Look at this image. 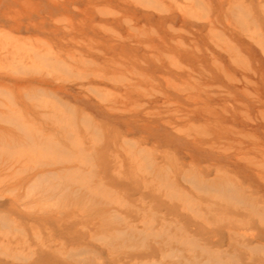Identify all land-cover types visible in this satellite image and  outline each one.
<instances>
[{
	"label": "rangeland",
	"instance_id": "1",
	"mask_svg": "<svg viewBox=\"0 0 264 264\" xmlns=\"http://www.w3.org/2000/svg\"><path fill=\"white\" fill-rule=\"evenodd\" d=\"M0 35V264H264V0H0Z\"/></svg>",
	"mask_w": 264,
	"mask_h": 264
},
{
	"label": "bare ground",
	"instance_id": "2",
	"mask_svg": "<svg viewBox=\"0 0 264 264\" xmlns=\"http://www.w3.org/2000/svg\"><path fill=\"white\" fill-rule=\"evenodd\" d=\"M136 1V0H135ZM148 1V0H147ZM140 2V1H139ZM138 2V3H139ZM143 2V1H142ZM149 4V3H148ZM243 7V6H242ZM106 9V8H105ZM165 9V8H164ZM235 9H236V7H235ZM239 13V12H238ZM11 15V14H10ZM234 15V14H233ZM249 16V15H248ZM203 17V16H202ZM208 17V16H207ZM237 18V17H236ZM197 19V18H196ZM205 20V19H204ZM254 21V20H253ZM253 23V22H252ZM246 24V23H245ZM241 25V24H240ZM249 25V24H248ZM217 30V29H216ZM256 30V29H255ZM144 31V30H143ZM252 31V30H251ZM254 31V30H253ZM259 32V31H258ZM211 33V32H210ZM263 35V34H262ZM1 36V35H0ZM223 37V36H222ZM225 37V36H224ZM228 39V38H227ZM230 41V40H229ZM253 41H254V39H253ZM6 45V47L8 46V44H5ZM10 45V44H9ZM13 46L15 47V46H17V44H13ZM5 47V48H6ZM37 47V46H36ZM17 48V47H16ZM28 48V47H27ZM26 48V49H27ZM49 51V50H48ZM14 52H16V51H14V49L12 50V55H13V53ZM18 52V51H17ZM11 54V53H10ZM16 55V53L14 54V56ZM37 55H38V53H37ZM51 55V54H50ZM49 55V56H50ZM7 56V55H6ZM5 56V57H6ZM18 56V55H17ZM11 57V56H10ZM56 60V59H55ZM9 61V60H8ZM90 62V61H89ZM1 65H2V63H1ZM120 66V65H119ZM4 68V67H3ZM72 72V71H71ZM74 72V71H73ZM64 73V72H63ZM69 75V74H68ZM26 96V95H25ZM47 97V96H46ZM58 98V97H57ZM1 105V104H0ZM64 106V105H63ZM56 107V106H55ZM54 109V108H53ZM56 110V109H55ZM15 113V112H14ZM19 113V112H18ZM11 114V113H10ZM22 114V113H21ZM12 115H13V113H12ZM10 117V116H9ZM25 119V118H24ZM8 120V119H7ZM10 122V121H9ZM58 124V123H57ZM46 125V124H45ZM25 129V128H24ZM7 132V131H6ZM58 132V131H57ZM8 133V132H7ZM42 133V132H41ZM10 136V135H9ZM20 137V136H19ZM19 140V139H18ZM26 140V139H25ZM24 140V141H25ZM34 140V139H33ZM28 141V140H27ZM6 142V141H5ZM24 144V143H23ZM6 145V144H5ZM40 145V144H39ZM22 146V145H21ZM1 147V146H0ZM31 147V146H30ZM34 147V146H33ZM32 147V148H33ZM11 148V147H10ZM27 148V147H26ZM1 150V149H0ZM28 150V149H27ZM35 150V149H34ZM22 151V150H21ZM31 151H32V149H31ZM37 152H38V150H37ZM41 152V151H40ZM27 155V154H26ZM37 156V155H36ZM5 159V158H4ZM8 159V158H7ZM16 159V158H15ZM6 160V159H5ZM52 162V161H51ZM40 164V163H39ZM73 169V168H72ZM54 171V170H53ZM21 174V173H20ZM58 174V173H57ZM61 176V175H60ZM37 177V176H36ZM37 179V178H36ZM48 185V184H47ZM51 185V184H50ZM54 186V185H53ZM49 188V187H48ZM9 189V188H8ZM49 196V195H48ZM21 202V201H20ZM3 218H4V216H3ZM1 220V219H0ZM3 221V220H2ZM15 226V225H14ZM1 228V227H0ZM21 231V230H20Z\"/></svg>",
	"mask_w": 264,
	"mask_h": 264
}]
</instances>
